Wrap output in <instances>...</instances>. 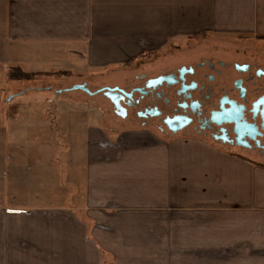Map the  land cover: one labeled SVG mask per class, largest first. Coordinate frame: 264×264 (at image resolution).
Returning a JSON list of instances; mask_svg holds the SVG:
<instances>
[{"label": "crops", "instance_id": "0c3cea01", "mask_svg": "<svg viewBox=\"0 0 264 264\" xmlns=\"http://www.w3.org/2000/svg\"><path fill=\"white\" fill-rule=\"evenodd\" d=\"M260 39L264 0H0V66L73 75L61 89L107 85L96 79L147 52ZM97 127L78 198L0 185V264H264V165L197 138Z\"/></svg>", "mask_w": 264, "mask_h": 264}, {"label": "flooded vegetation", "instance_id": "af4514ba", "mask_svg": "<svg viewBox=\"0 0 264 264\" xmlns=\"http://www.w3.org/2000/svg\"><path fill=\"white\" fill-rule=\"evenodd\" d=\"M161 56L130 65L123 84L86 87L114 88L99 93L121 123L201 139L264 165V47L205 41Z\"/></svg>", "mask_w": 264, "mask_h": 264}, {"label": "rangeland", "instance_id": "374dc122", "mask_svg": "<svg viewBox=\"0 0 264 264\" xmlns=\"http://www.w3.org/2000/svg\"><path fill=\"white\" fill-rule=\"evenodd\" d=\"M258 41L242 43L246 47H264V39ZM177 42L179 46L185 44L182 38L175 39L173 44ZM160 56L155 52H147L144 61ZM12 67L0 66L2 190L20 194L31 191L57 192L66 196L77 193L78 198L83 188L82 156L88 125L111 130L127 124L117 119L108 101L100 93L92 96L81 90L58 93L57 90L65 87L64 82L73 75L69 76L63 71L33 72L24 64L19 66V70L23 73L30 71V75L23 79L16 76L19 70ZM104 68L106 67L88 70L85 76L102 73ZM125 75L128 74L120 71L111 76L103 75L96 79V84L112 85L115 81L123 84L120 82ZM35 84L41 88L37 90L31 86L33 89H26L28 85ZM46 86L50 87L47 89ZM55 96L60 98L56 100ZM10 179L13 180L14 187H9ZM29 186L31 188L26 190Z\"/></svg>", "mask_w": 264, "mask_h": 264}, {"label": "water", "instance_id": "95a60500", "mask_svg": "<svg viewBox=\"0 0 264 264\" xmlns=\"http://www.w3.org/2000/svg\"><path fill=\"white\" fill-rule=\"evenodd\" d=\"M71 90H76V89H80L83 90L84 92H86L88 95H92V94H96L99 92H103V94H108L110 91H113L114 88H109V87H103V88H99L95 91H90L85 84H75L73 85L71 88Z\"/></svg>", "mask_w": 264, "mask_h": 264}, {"label": "trees", "instance_id": "16d2710c", "mask_svg": "<svg viewBox=\"0 0 264 264\" xmlns=\"http://www.w3.org/2000/svg\"><path fill=\"white\" fill-rule=\"evenodd\" d=\"M19 74H17L16 76L22 77L23 79L27 78L30 74L29 73H23L20 70L17 72ZM13 75V74H12ZM34 88L39 89L40 87H37L36 84L35 86H33ZM29 89H32V87H28ZM22 92V91H21Z\"/></svg>", "mask_w": 264, "mask_h": 264}]
</instances>
